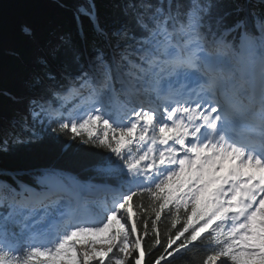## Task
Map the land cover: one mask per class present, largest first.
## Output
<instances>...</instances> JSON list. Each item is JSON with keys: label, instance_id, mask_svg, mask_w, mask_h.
Returning a JSON list of instances; mask_svg holds the SVG:
<instances>
[{"label": "snow or ice", "instance_id": "1", "mask_svg": "<svg viewBox=\"0 0 264 264\" xmlns=\"http://www.w3.org/2000/svg\"><path fill=\"white\" fill-rule=\"evenodd\" d=\"M122 13L94 24L88 56L55 35L25 82L33 124L109 152L97 172L118 187L89 213L55 170L0 181V264H143L149 235L154 264L201 246L202 264H264V0H130ZM76 16L94 21L95 3ZM26 127L13 143L42 139Z\"/></svg>", "mask_w": 264, "mask_h": 264}, {"label": "trees", "instance_id": "2", "mask_svg": "<svg viewBox=\"0 0 264 264\" xmlns=\"http://www.w3.org/2000/svg\"><path fill=\"white\" fill-rule=\"evenodd\" d=\"M87 2L88 0H0V79H8L12 83L13 92L20 82L29 79L34 70L29 67L34 57L32 52L34 47L46 50L45 45L49 35L59 27L61 36L67 37L70 45L83 51L84 55L80 37L85 36L86 52H91L94 23L85 16H76L77 6ZM92 2L96 5L100 16L99 23L103 26L115 27L130 19L122 13L123 7L130 0H92ZM25 26L30 27L31 35L23 31ZM53 58L56 65L52 67L57 69L66 59V55L61 52ZM10 91L0 85V109L12 108ZM117 96L123 100V95ZM64 103L69 108L70 104L68 105L66 101ZM110 105L115 113L113 105ZM35 127L42 135L38 143L18 145L9 142L8 151L6 153L0 151V178L13 183L12 177L20 171L27 172L34 179H39L40 174L46 170H55L57 179L66 185L71 184L67 177H73L84 183L91 181L118 186L113 176L97 172L98 162L101 160L110 157L115 161L116 158L109 152L84 145L78 139L70 140L66 135L56 137L50 128L43 131L39 124ZM4 141L5 135L0 130V146ZM68 187L77 196L81 194L78 188ZM4 211L6 209L0 208V212ZM180 226L181 224H177V228ZM140 227L142 229V225ZM158 227L161 240L164 242V233L170 227V218L162 215ZM142 247L147 253L143 264H154L155 259L163 252V247H153L151 235L142 241ZM208 254L209 251L202 246L193 248L172 259L171 264H202Z\"/></svg>", "mask_w": 264, "mask_h": 264}, {"label": "rangeland", "instance_id": "3", "mask_svg": "<svg viewBox=\"0 0 264 264\" xmlns=\"http://www.w3.org/2000/svg\"><path fill=\"white\" fill-rule=\"evenodd\" d=\"M82 38V37H81ZM83 40V39H82ZM83 44V43H82ZM47 52V50H44V53H46ZM41 55V53L40 52H37V56H34L33 58H32V60H31V62H32V67L33 68H35L36 67V65H35V61H36V58L38 57V56H40ZM89 54H87L86 53V56H88ZM51 64H52V66H55L56 64H55V61H54V58H52L51 59ZM26 81H23L22 82V86L23 87H26V83H25ZM0 85L1 86H3L4 88H6L7 90H11V91H13L12 90V83L8 80V79H5V78H1L0 79ZM19 88V86L17 87V89ZM15 94L17 93V92H14ZM24 94H27V91H24ZM3 107H1V109H0V114H2L3 113V115H4V111H3V109H2ZM120 110L122 111L123 110V106L122 105H120ZM120 111V112H121ZM5 114H6V112H5ZM28 117H29V121L27 122V125H29V126H31V127H34L35 128V130H36V127H35V125L36 124H38V123H36V124H33V122L31 121V117H30V114H28ZM8 120H11V119H8ZM30 130H31V128H29V127H24L23 128V132H26V134L27 135H29V132H30ZM71 177H69L68 179L69 180H71V182H73L74 184H76V185H80L81 187H83V186H85V187H87V186H96V185H94L93 183H88V184H85V185H82V184H80V183H78V182H76V181H74V180H72V179H70ZM98 247H99V245H98Z\"/></svg>", "mask_w": 264, "mask_h": 264}, {"label": "bare ground", "instance_id": "4", "mask_svg": "<svg viewBox=\"0 0 264 264\" xmlns=\"http://www.w3.org/2000/svg\"><path fill=\"white\" fill-rule=\"evenodd\" d=\"M0 188H1V185H0Z\"/></svg>", "mask_w": 264, "mask_h": 264}]
</instances>
